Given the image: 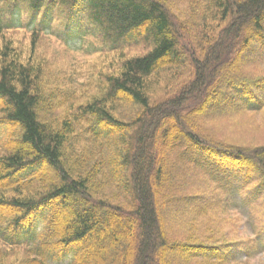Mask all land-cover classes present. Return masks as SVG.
I'll use <instances>...</instances> for the list:
<instances>
[{
	"label": "trees",
	"instance_id": "16d2710c",
	"mask_svg": "<svg viewBox=\"0 0 264 264\" xmlns=\"http://www.w3.org/2000/svg\"><path fill=\"white\" fill-rule=\"evenodd\" d=\"M184 1L185 18L166 0H0V33L7 5L8 20L27 10L33 32L63 24L50 35L66 43L149 48L61 120L44 110L36 65L0 61V264H225L264 253V145L204 130L264 108V71L252 69L264 64V0ZM162 78L173 94L156 93ZM229 197L255 215L247 239L219 234ZM168 205L180 208L161 214Z\"/></svg>",
	"mask_w": 264,
	"mask_h": 264
},
{
	"label": "rangeland",
	"instance_id": "374dc122",
	"mask_svg": "<svg viewBox=\"0 0 264 264\" xmlns=\"http://www.w3.org/2000/svg\"><path fill=\"white\" fill-rule=\"evenodd\" d=\"M166 2L176 16L185 18L187 2L184 0H166ZM4 9L9 27L0 33V61L4 60V56L7 60L16 56L21 61L36 65L44 85L41 90L47 108L44 110L59 120L65 117L68 111H73L76 104L97 96L103 87L105 76L116 73L123 58L141 55L149 49L137 43L113 49L93 36L81 37L80 40L74 39L66 43L65 40L50 35L51 33L56 35L63 24L52 21L47 31H50L49 33L36 29L34 33L25 8H22L19 14L14 13L12 20H8L12 11L10 12L7 5ZM36 28L40 29L39 26ZM260 64H255L252 69L264 71V64ZM181 83H183L182 75L178 77L176 87ZM154 89L161 96L176 91L174 86H169L167 78H162L158 84H154ZM49 105L56 107L51 110ZM204 124V130L216 138L253 147L264 145V108L231 113ZM214 185L217 187L215 183ZM227 200L223 212L217 213L224 219L218 228L219 234L226 236L230 232L231 237L234 231L235 235L242 239L249 238L252 233L251 218L255 215L249 212L251 216H248L247 206L243 205L245 203H235L236 200L230 197ZM179 208L178 205H168L160 213L169 215ZM236 226L238 228H235ZM234 256L236 258H230L225 264H264V253L254 252L247 257L244 254H240V257L238 254Z\"/></svg>",
	"mask_w": 264,
	"mask_h": 264
}]
</instances>
